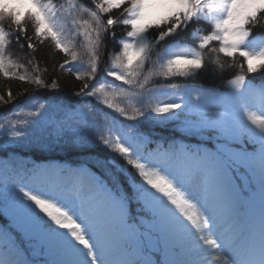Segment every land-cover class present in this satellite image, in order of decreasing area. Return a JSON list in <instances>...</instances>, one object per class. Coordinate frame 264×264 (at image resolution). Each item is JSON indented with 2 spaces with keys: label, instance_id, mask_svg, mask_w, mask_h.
<instances>
[{
  "label": "snow or ice",
  "instance_id": "1",
  "mask_svg": "<svg viewBox=\"0 0 264 264\" xmlns=\"http://www.w3.org/2000/svg\"><path fill=\"white\" fill-rule=\"evenodd\" d=\"M28 23L94 103L40 96L59 84ZM232 69L223 93L170 82ZM0 76L35 86L0 94L24 95L0 113V264H264V0H0ZM18 146L88 155L28 166Z\"/></svg>",
  "mask_w": 264,
  "mask_h": 264
},
{
  "label": "trees",
  "instance_id": "2",
  "mask_svg": "<svg viewBox=\"0 0 264 264\" xmlns=\"http://www.w3.org/2000/svg\"><path fill=\"white\" fill-rule=\"evenodd\" d=\"M59 3H62L63 0H57ZM90 2V0H88ZM114 16H118L119 12H113ZM106 18V17H105ZM27 28V35L32 37L31 42L36 44L37 52L35 53L36 60L39 61L41 69L47 67L48 72L44 73V78L46 81L50 79H56L58 81L59 87L57 89H41L39 90V94L41 97L47 96H56L59 99L66 100L72 103H94L91 99L85 100L83 98H74L75 93L79 91L80 87L82 86V82L76 80V78L69 74V73H53L52 66L62 62L63 54L59 52H54L52 41L46 40L42 45L37 42L33 34V28L31 23L25 25ZM11 31V29H10ZM113 31L117 34V39H119L123 34H125L126 29L123 26H116ZM11 40V44L8 48V54L11 55L13 60L18 61L21 64H27V61L31 59L29 55L30 50L27 48V41L23 38L20 39V43H16L15 35L9 37ZM23 45V47H21ZM118 50L116 46L111 42H108L107 49H103L104 57H107L108 52ZM235 70H228L223 74H213L211 70H206L201 72L196 78L191 80H184L182 78H177L172 83H178L180 85L189 84V85H203L204 87H214L217 91L223 93L228 91L229 86L227 85L226 81L231 78L232 72ZM29 72L31 73V67H29ZM256 76V80L254 82L259 83V74H252ZM157 83H163V80L156 81ZM151 86V85H150ZM11 89L14 95L22 93L25 88L32 90L35 88L34 85L21 82L16 79H7L3 76H0V94H4L6 97V92L8 89ZM183 94V93H181ZM43 102V101H41ZM20 106H24V95H20L18 99L6 106L0 107V113L7 115L13 108ZM34 111L35 109H25V111ZM16 119V117H12ZM20 118H23L21 116ZM2 122V121H0ZM149 129L152 132V138L159 139L161 137L168 139L170 138L173 132V126H159L153 127L149 126ZM149 129H145L148 131ZM2 136V133H0ZM11 139V138H9ZM176 139H180L179 134H176ZM150 147H155V144L150 145ZM18 153V163H24L28 166H31L32 162L35 163H53V164H63L64 162H68L71 164H79L81 161L84 160L85 156L88 153H85L79 149L73 147L67 148H57L51 151L41 152L39 150H33L31 148H25L23 146H18L16 149ZM7 159V156L4 151L0 150V165H2Z\"/></svg>",
  "mask_w": 264,
  "mask_h": 264
},
{
  "label": "rangeland",
  "instance_id": "3",
  "mask_svg": "<svg viewBox=\"0 0 264 264\" xmlns=\"http://www.w3.org/2000/svg\"><path fill=\"white\" fill-rule=\"evenodd\" d=\"M56 2L59 3L57 0H56ZM65 165H67V164H65ZM71 167H75V166H71Z\"/></svg>",
  "mask_w": 264,
  "mask_h": 264
}]
</instances>
